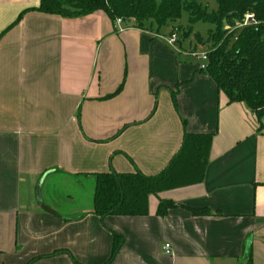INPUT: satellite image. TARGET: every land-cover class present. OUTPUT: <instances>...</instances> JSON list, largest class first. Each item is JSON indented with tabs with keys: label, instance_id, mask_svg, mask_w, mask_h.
Wrapping results in <instances>:
<instances>
[{
	"label": "crops",
	"instance_id": "1",
	"mask_svg": "<svg viewBox=\"0 0 264 264\" xmlns=\"http://www.w3.org/2000/svg\"><path fill=\"white\" fill-rule=\"evenodd\" d=\"M39 5L0 0V264H106L114 233L111 264H264V117L229 103L189 37L157 36L176 23L119 31L103 11ZM186 133L213 135L205 179L150 195L146 216L75 215L47 192L60 174H158ZM161 200L175 203L164 217Z\"/></svg>",
	"mask_w": 264,
	"mask_h": 264
},
{
	"label": "trees",
	"instance_id": "2",
	"mask_svg": "<svg viewBox=\"0 0 264 264\" xmlns=\"http://www.w3.org/2000/svg\"><path fill=\"white\" fill-rule=\"evenodd\" d=\"M216 2V11H209L200 0H40V5L35 9L69 18L103 11L114 22L117 18L134 20L137 28L144 30L156 27L157 33L176 23L185 10L191 25L203 21L214 26L206 41L210 44L208 67L201 71L215 80L229 103L246 104L262 123L264 0ZM247 13L254 15L256 23L240 27ZM190 33L191 27L183 33L184 38H188ZM172 96L176 106V94ZM212 141L213 135L209 133H186L179 151L155 175H145L140 171L96 173L93 213L101 218L109 215L146 216L149 214L150 195L201 183L205 179ZM174 206L173 201L161 200L157 214L164 217ZM195 212L210 213L207 210ZM123 245V236L114 233L112 254L106 264L114 261Z\"/></svg>",
	"mask_w": 264,
	"mask_h": 264
},
{
	"label": "rangeland",
	"instance_id": "3",
	"mask_svg": "<svg viewBox=\"0 0 264 264\" xmlns=\"http://www.w3.org/2000/svg\"><path fill=\"white\" fill-rule=\"evenodd\" d=\"M200 2L204 6H207L209 11H216L218 8L216 0H200ZM189 27H191V33L189 35V38L186 39L187 37L184 38L183 33L186 30H188ZM173 28L175 31L178 32L181 39H186L183 42L184 46H187L190 43H193V46L197 45V50L191 49L190 54H192V52L193 53L198 52L199 54L204 53L207 51V48L210 47L209 46L210 44L208 43L206 44V41L209 38L210 30L214 29V26L211 25L210 23H206L203 21H199L191 25L189 23V15L185 10H183L181 18L176 22ZM80 110L81 109L78 110V115L80 113ZM46 177H47V174L43 175L40 182L38 183L37 195L39 199L45 198L44 193H42V197H40L39 190H40V187L42 186H43V190L45 189L46 182H44V180ZM51 184L52 186L50 189H48L47 192L52 193V194L55 193L56 196L58 197L57 199H62V200L67 201L68 205L65 209H67L68 213L76 215L79 212L87 211L93 207V198L95 194V191H94L95 190V176H92V177L83 176L77 179H74V178L72 179L69 176H66V175L63 176L62 174H60V176ZM56 190H60L59 194L56 193ZM51 197L53 199H56L54 195H51ZM62 205L65 206L64 203ZM70 207H73V208L70 209Z\"/></svg>",
	"mask_w": 264,
	"mask_h": 264
},
{
	"label": "built area",
	"instance_id": "4",
	"mask_svg": "<svg viewBox=\"0 0 264 264\" xmlns=\"http://www.w3.org/2000/svg\"><path fill=\"white\" fill-rule=\"evenodd\" d=\"M126 21V19L123 18H117L116 19V23L118 26V30L119 31H123L126 29L125 26H123L124 22ZM255 19H254V15L252 13H247L246 17H245V21L241 26H247L250 24H254ZM158 37H162L164 39H166V41L171 45V46H175L177 47L178 45V41L180 39V36L178 34L177 31H172L170 35L166 36L164 34H157ZM192 55L194 56V58L197 59V61L199 62V68L201 70H206L208 67V62H209V57H208V50L204 53L199 54L198 52H192ZM164 249L166 252L170 253L171 252V244H165Z\"/></svg>",
	"mask_w": 264,
	"mask_h": 264
}]
</instances>
